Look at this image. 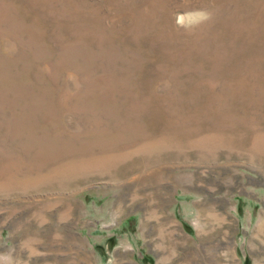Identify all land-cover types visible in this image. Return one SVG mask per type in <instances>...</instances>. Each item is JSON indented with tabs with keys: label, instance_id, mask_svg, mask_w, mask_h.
Here are the masks:
<instances>
[{
	"label": "rangeland",
	"instance_id": "rangeland-1",
	"mask_svg": "<svg viewBox=\"0 0 264 264\" xmlns=\"http://www.w3.org/2000/svg\"><path fill=\"white\" fill-rule=\"evenodd\" d=\"M0 264H264V0H0Z\"/></svg>",
	"mask_w": 264,
	"mask_h": 264
}]
</instances>
